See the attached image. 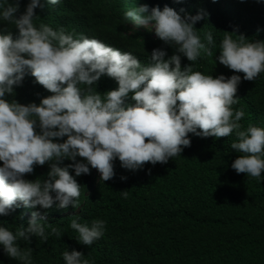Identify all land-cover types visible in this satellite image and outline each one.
I'll use <instances>...</instances> for the list:
<instances>
[{"label": "clouds", "instance_id": "obj_1", "mask_svg": "<svg viewBox=\"0 0 264 264\" xmlns=\"http://www.w3.org/2000/svg\"><path fill=\"white\" fill-rule=\"evenodd\" d=\"M60 3L29 0L20 12L19 0H0V24L17 30L0 29V216L14 211L16 202L32 209L39 206L26 227L21 225L14 232L0 226V246L8 257L19 264H33L32 250H22L18 241L30 242L35 236L47 242L50 235L60 236L41 210L54 204L80 208L82 187L76 177L91 175L95 168L103 181L111 180L117 158L123 168L133 171L146 163H167L191 145L189 133L217 139L234 135L229 147L240 155L231 168L262 179L264 128L252 124L245 128L243 108L233 105L240 102L236 94L242 79L255 81L264 72V41H248L243 34L233 39L225 31L214 61L237 74L214 78L193 70L198 58L213 57L216 46L210 31L202 33V40L193 31V23L207 15L201 9L188 14L179 7L173 11L163 4L154 8L139 2L126 8L125 24L150 28L176 50L167 57L165 50L155 48L149 63L142 64L132 52L96 38L82 33L74 38L63 28L34 23L37 7ZM181 55L192 63L182 67ZM26 73L53 94L39 104L9 102L6 95H14V86L22 83ZM103 75L114 79L117 88L102 94L94 90ZM130 94L135 103H126ZM65 136L63 142L53 140ZM64 158L73 163L60 166ZM46 162L47 178H24L35 165ZM122 195L126 198L127 191ZM73 217L69 227L78 233L79 243L90 246L103 236L104 220L89 225L79 222L80 215ZM62 257L65 264H92L75 249L64 251Z\"/></svg>", "mask_w": 264, "mask_h": 264}, {"label": "trees", "instance_id": "obj_2", "mask_svg": "<svg viewBox=\"0 0 264 264\" xmlns=\"http://www.w3.org/2000/svg\"><path fill=\"white\" fill-rule=\"evenodd\" d=\"M28 2L19 0L20 12ZM137 2L145 6L151 3L154 8L163 4L173 11L179 7L188 14L197 9L207 13L193 23V31L201 40L202 33L210 31L216 46L213 57L198 58L193 70L214 78L237 74L214 61L225 31L233 39L243 34L248 41H264V0H61L57 5L37 7L34 23L54 30L63 28L74 38L81 33L96 38L122 52H132L142 64L149 63L155 48H162L170 57L175 47L155 37L150 28H133L123 22V11ZM6 26L13 33L17 31L11 24H0V29ZM191 63L181 55L182 67ZM95 87L102 94L117 88V83L103 75ZM52 94L26 73L22 83L14 86V95L5 98L23 105L39 104L41 98ZM236 95L241 99L233 108L245 112L241 124L264 128V72L255 81L242 79ZM126 103H135L131 94ZM188 135L191 145L167 163H146L133 171L123 168L117 158L116 175L111 180L103 181L95 168L91 175L76 177L82 187L80 208L70 205L63 209L54 204L41 210L47 212V222L59 229L60 236L50 235L47 242L35 236L30 242L21 239L20 248L32 250L33 264H65L62 253L73 249L92 264H264V173L257 181L231 168L240 155L229 147L234 135L218 139ZM66 138L53 140L63 142ZM71 163L64 158L60 166ZM48 171L47 162L35 165L24 178L42 180ZM69 171L75 175L74 169ZM123 191L128 193L126 198ZM16 204L9 215L0 216V226L14 232L21 225L26 227L31 213L39 208ZM75 215H80V223L89 225L93 220H104L103 236L90 246L79 243L78 233L69 227ZM46 232L51 228L46 226ZM0 264L19 262L0 246Z\"/></svg>", "mask_w": 264, "mask_h": 264}]
</instances>
